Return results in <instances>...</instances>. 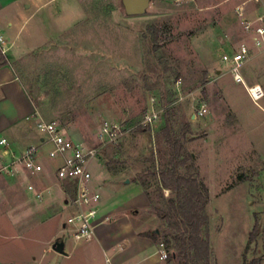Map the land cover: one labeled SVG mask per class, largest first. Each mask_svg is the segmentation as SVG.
<instances>
[{
    "label": "rangeland",
    "instance_id": "rangeland-1",
    "mask_svg": "<svg viewBox=\"0 0 264 264\" xmlns=\"http://www.w3.org/2000/svg\"><path fill=\"white\" fill-rule=\"evenodd\" d=\"M73 1L81 5L83 17L54 44L14 64L36 117L54 123L71 141L96 149L89 168L98 191L105 176L112 182L130 179L143 184L153 207L163 211L173 197L167 190L161 197L157 190L156 173L169 161L167 127L182 153L191 156L178 174L198 172L209 189V264L254 259L264 264V112L255 106L264 108V97L254 104L220 62L231 48L251 46L241 19L263 14L264 0H149L140 16L126 15L121 0H66V22L74 19ZM251 54L240 74L247 86L257 82L264 93V71L258 75L259 58H254L260 54ZM151 100L158 120L143 126ZM232 114L244 128L237 136L231 132ZM104 122L118 126L115 140L101 134ZM49 148L39 162L54 177L57 162L47 158ZM6 164L0 157V166ZM17 170L14 176L0 173V264H36L32 258L49 238L64 236L66 247L70 244L69 226L63 224L73 212L66 206L73 191L55 178L63 197L50 201L37 178L41 173ZM20 182L33 184L35 191H25ZM110 191L120 200L126 192L107 187L106 195ZM153 222L163 235L171 234L155 215ZM159 241L166 262L178 264L179 258L169 260L176 252L171 237Z\"/></svg>",
    "mask_w": 264,
    "mask_h": 264
},
{
    "label": "crops",
    "instance_id": "crops-1",
    "mask_svg": "<svg viewBox=\"0 0 264 264\" xmlns=\"http://www.w3.org/2000/svg\"><path fill=\"white\" fill-rule=\"evenodd\" d=\"M65 3L66 0H0V36L5 41L6 49L5 54L2 55L7 62V65L0 66V138H5L20 151L28 147H38L44 152L49 145L42 143L37 130L38 123L42 121L36 117L35 103L20 81L14 64L40 47L54 44L56 39L85 14L79 2L73 1L74 19L66 22L65 14L69 8ZM28 26L30 31L27 35H23ZM254 58H259L256 69L260 75L264 71V55L260 54ZM226 74L230 73L227 71ZM223 76L224 73L220 74V78ZM253 85L260 86L257 82L251 86ZM245 86L250 87L246 84ZM243 88L246 93L244 86ZM255 106L264 112L263 107L258 104ZM191 118L193 119L194 116L192 115ZM234 118L231 132L232 135L237 136L244 131V128L235 116ZM206 155L204 154L201 160ZM56 166L57 164L55 168ZM105 173L110 174V171L105 170ZM200 176L203 178L201 171ZM37 178L46 187L47 199L51 201L63 197L59 185L55 182V173L52 177L50 169L43 170ZM94 180L92 187L96 189L95 186L97 188L98 186L93 183L96 182V176ZM108 180H110L109 177L105 176L102 180L104 185L99 186L102 194L92 238L87 241H75L69 236L71 241L67 247L64 236L49 238L40 249H37L32 258L33 262L36 264L63 262L67 264L68 262L72 264H168L167 260H160L157 253L163 231L153 222L154 214L150 213L151 196L148 195V191L138 182L130 179L125 178L118 182ZM125 180H129V183H125ZM203 183L207 187L204 179ZM132 185L135 187L129 189ZM20 186L27 190V184L20 182ZM107 187L126 191L123 194L124 198L114 199L116 194L114 191L106 195ZM0 198H2L1 186ZM64 227L66 226L63 224ZM155 230H158V235H155ZM70 232L69 228V234ZM153 235L155 237H152ZM59 240L64 243L66 255L58 254L51 249L53 243Z\"/></svg>",
    "mask_w": 264,
    "mask_h": 264
},
{
    "label": "built area",
    "instance_id": "built-area-1",
    "mask_svg": "<svg viewBox=\"0 0 264 264\" xmlns=\"http://www.w3.org/2000/svg\"><path fill=\"white\" fill-rule=\"evenodd\" d=\"M243 31L249 39L251 46L241 43L236 48L222 53L220 62L227 67V71L233 81L245 87L248 98L254 103L264 96L260 86L253 85L246 87L240 74L242 67L251 58L252 50L264 55V13L252 19L242 18ZM5 41L0 36V52L5 54ZM152 106L145 115L142 125L151 126L158 120V113ZM42 143L50 146L46 152L49 160L56 161L55 178L58 181L66 182L73 191V199L66 202V206L73 209L68 216L64 226H69L70 236L75 241H87L92 238L95 223L98 220V204L101 195L98 190L92 187V174L88 168L89 163L96 158L97 151L80 143L71 141L58 126L54 123L40 122L37 125ZM119 128L116 125H108L106 122L101 125V134L115 140L118 136ZM44 156V152L38 147H28L23 151L15 152L10 143L5 138H0V157L7 160V164L0 166V173L7 176H14L18 170L29 172L31 175L39 174L43 171L39 159ZM28 191H35L33 184L27 186ZM37 198L42 197L41 192L35 194ZM159 259L165 261L168 258L163 242L157 247Z\"/></svg>",
    "mask_w": 264,
    "mask_h": 264
},
{
    "label": "trees",
    "instance_id": "trees-1",
    "mask_svg": "<svg viewBox=\"0 0 264 264\" xmlns=\"http://www.w3.org/2000/svg\"><path fill=\"white\" fill-rule=\"evenodd\" d=\"M4 65H7V62L0 52V66ZM165 130L166 144L169 146V161L166 169L156 173L157 190L161 197L164 190L171 192L173 197L166 201L167 211L153 207L151 199L150 213L162 220L172 231L171 234L162 235L170 236L176 249L169 260L179 258L178 264H209L208 216L205 210L209 202V192L199 178L198 172L187 175L178 174L177 168L185 167L191 160V156L183 154L181 143L170 138L167 127ZM140 185L146 190L143 184ZM256 229L255 223L253 231L249 234V240ZM260 263L261 259H254L248 264Z\"/></svg>",
    "mask_w": 264,
    "mask_h": 264
},
{
    "label": "water",
    "instance_id": "water-1",
    "mask_svg": "<svg viewBox=\"0 0 264 264\" xmlns=\"http://www.w3.org/2000/svg\"><path fill=\"white\" fill-rule=\"evenodd\" d=\"M121 3L126 15L140 16L145 13L149 0H121ZM125 183H129V180H125ZM154 233L158 235V230H155ZM51 249L58 254L66 255L63 241H55Z\"/></svg>",
    "mask_w": 264,
    "mask_h": 264
}]
</instances>
